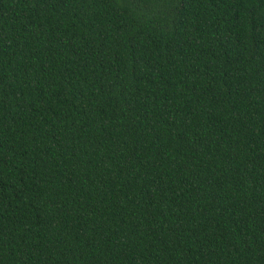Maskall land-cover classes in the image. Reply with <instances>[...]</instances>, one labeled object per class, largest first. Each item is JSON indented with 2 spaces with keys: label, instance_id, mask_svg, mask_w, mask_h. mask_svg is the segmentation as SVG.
<instances>
[{
  "label": "trees",
  "instance_id": "obj_1",
  "mask_svg": "<svg viewBox=\"0 0 264 264\" xmlns=\"http://www.w3.org/2000/svg\"><path fill=\"white\" fill-rule=\"evenodd\" d=\"M0 264H264V0H0Z\"/></svg>",
  "mask_w": 264,
  "mask_h": 264
}]
</instances>
